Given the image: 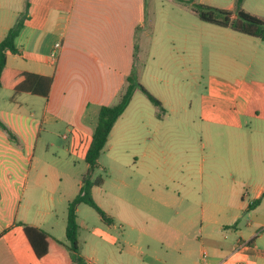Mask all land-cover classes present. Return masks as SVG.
Here are the masks:
<instances>
[{
	"label": "rangeland",
	"instance_id": "rangeland-1",
	"mask_svg": "<svg viewBox=\"0 0 264 264\" xmlns=\"http://www.w3.org/2000/svg\"><path fill=\"white\" fill-rule=\"evenodd\" d=\"M193 2L237 10V0ZM147 5L146 28L151 35L146 36L143 29L138 34L140 50L135 70L141 74L140 82L162 102L164 111L160 115L162 110L138 90L92 175L93 180L104 178L103 185L94 187L92 193L113 218L116 228L105 222L92 206L78 205L82 253L99 257V263L111 258L118 264H142V250L173 260L175 252L168 250L159 233L170 224L177 225L178 219L182 220V230L193 237L200 236L198 210H187L179 217L172 206L164 204L165 195L170 196L172 205L180 192L195 190L188 171L200 169L202 163L214 169L222 165L220 155L226 150L223 129L214 126L213 142H210L204 116L208 113L217 120L225 119L224 109L232 102L213 99L210 93H232L237 89V80H264V42L259 38L203 21L191 4L181 0H147ZM241 8L264 19V0H244ZM236 60L244 61L249 67L238 66ZM11 98L23 104L16 106ZM44 102L38 96L0 89V115L16 136L15 149L22 154L17 160L9 158L12 154L0 158V191L6 197L9 174L31 169L19 216H25L27 222H40L67 244V197L77 194L75 183L83 181L88 173V163L82 156L86 146L74 143L73 129L68 130L65 123H43ZM33 110L36 116H31ZM242 120L252 128L248 137L264 143V120L250 117ZM6 150L1 154L8 153ZM136 156L139 162L135 165ZM59 172L62 177L55 175ZM182 174L186 189L174 182ZM0 204L3 212L6 204ZM185 214L193 215L196 223L184 221ZM141 225L144 232L139 229ZM246 225L245 218L238 226L246 229ZM102 230L116 240L101 238ZM208 230H215L221 236L237 233L234 228L226 233L214 227ZM204 245L206 248L210 243Z\"/></svg>",
	"mask_w": 264,
	"mask_h": 264
},
{
	"label": "crops",
	"instance_id": "crops-1",
	"mask_svg": "<svg viewBox=\"0 0 264 264\" xmlns=\"http://www.w3.org/2000/svg\"><path fill=\"white\" fill-rule=\"evenodd\" d=\"M29 2L28 18L16 40L20 52L9 53L7 64L9 67L54 77L50 97L43 104L42 121L65 123L68 130H76L86 146L82 155L85 159L100 108L119 102L128 85V76L135 69L140 50L139 32L143 29L146 36L150 34L146 28L147 0ZM25 8L26 0H0V41L6 37ZM58 41L62 47L53 55L54 44ZM256 55L261 57V53L257 52ZM236 61L238 66L249 67L244 61ZM136 73L140 81L141 74L138 71ZM236 87L235 91L228 94L210 93L213 99L223 98L232 102L229 108L224 109L225 119L217 120L208 113L204 116L210 142H213L214 126L223 129L226 150L220 155L221 167L214 169L202 163L200 169L187 172L197 194L193 189H188L187 193L180 192L172 205L169 204L172 201L170 196L165 195L164 204L172 206L179 217L187 210H198L200 236L193 237L182 230V220L178 219L177 225L170 224L159 233V238L166 243L168 250L175 252L174 259L142 250V264H264V143L248 137L252 128L242 120L243 117L264 120V80H237ZM133 100L134 97L114 125L108 142L119 122L131 109ZM11 101L16 106L23 104H18L14 98ZM36 114L35 110L31 112V116ZM0 119L4 120L1 115ZM13 139L8 130L0 126V158L8 154H12L9 158L14 160L22 158L21 152L14 147ZM4 150L8 153L1 154ZM138 162L139 157L136 156L133 163L136 165ZM30 171L18 170L14 175L9 174L7 199L0 191V203L6 204L4 211L0 212V264H41L20 223L37 226L64 243L43 228L40 222H27L25 216H19ZM55 175L62 177V172ZM183 177L182 174L174 182L186 189L187 182ZM75 185L78 194L83 181ZM203 187L206 188L204 192L201 190ZM75 196L67 197V200ZM259 198L260 203L250 208V204ZM50 200H54V191ZM186 216L184 221L196 223L193 215ZM151 218L158 221L156 217ZM245 218L247 225L243 229L238 225ZM110 226L116 228L114 223ZM211 227L218 231L223 229L225 233L234 228L237 233L221 236L215 230H208ZM139 229L145 231L142 225ZM99 234L106 240H116L105 230ZM192 237L195 239L192 240ZM205 242L210 243L206 248ZM82 254L89 264H118L111 258L99 263V257Z\"/></svg>",
	"mask_w": 264,
	"mask_h": 264
},
{
	"label": "trees",
	"instance_id": "trees-1",
	"mask_svg": "<svg viewBox=\"0 0 264 264\" xmlns=\"http://www.w3.org/2000/svg\"><path fill=\"white\" fill-rule=\"evenodd\" d=\"M191 4L198 16L203 20L223 27L264 40V19L251 14L241 8L244 0H237V10L209 6L203 3H194L193 0H181ZM29 0H26V8L19 15L15 25L10 28L6 37L0 41V89L4 88L16 94H30L48 100L50 97L54 77L36 72L9 67L7 64L9 53H19L17 38L21 34L28 18ZM128 85L119 102L115 105H103L100 108L98 122L93 139L87 150L85 161L89 165L88 173L83 179V185L79 193L69 201L66 237L69 243L58 241L45 230L27 223L23 226L24 234L30 243L41 264H89L81 252L79 244L78 205L86 203L95 208L103 220L113 224V218L100 206L93 196V188L102 186L103 177L92 179L95 169L99 165V159L108 142L110 133L117 120L129 106L137 90H141L146 96L163 111L162 102L156 98L140 81L136 70L128 76ZM0 126L8 130L11 138H16L6 124L0 119ZM261 199H256L250 204V208L256 207Z\"/></svg>",
	"mask_w": 264,
	"mask_h": 264
},
{
	"label": "built area",
	"instance_id": "built-area-1",
	"mask_svg": "<svg viewBox=\"0 0 264 264\" xmlns=\"http://www.w3.org/2000/svg\"><path fill=\"white\" fill-rule=\"evenodd\" d=\"M62 47V43L60 41L56 42L54 44V48H53V55H56V52ZM55 57V56H54ZM71 133H73V138H74V143L76 142H79L81 143V145H83V140H80L81 137H80V134L76 131V130H71Z\"/></svg>",
	"mask_w": 264,
	"mask_h": 264
}]
</instances>
